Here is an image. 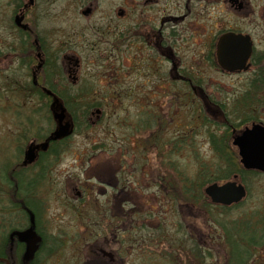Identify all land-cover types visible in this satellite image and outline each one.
<instances>
[{
  "label": "rangeland",
  "instance_id": "1",
  "mask_svg": "<svg viewBox=\"0 0 264 264\" xmlns=\"http://www.w3.org/2000/svg\"><path fill=\"white\" fill-rule=\"evenodd\" d=\"M254 7L255 1L250 0L249 8L254 9ZM227 11L226 9L223 12L227 13ZM237 22L236 19H231V23L236 24ZM182 27L184 28L185 24ZM207 30H210L209 24L198 23L196 25L197 35L194 39H191L190 33L186 30L183 31V36L193 43L191 47H195L196 44L205 40L208 34ZM69 38L70 40H57L56 43H65L66 47L70 43L72 52L77 55L76 58L79 62L71 65L69 75L64 73V70L54 73V89L64 96L71 94L72 97H81V100L76 98L70 100L78 102V105L99 102L96 107L99 112L93 108L83 118L80 111L76 110L75 119L67 115L69 119L66 117V122L74 123L73 134L60 141H55L61 143L53 148V157L48 172L42 173L40 169L38 178H34L35 184L31 179L34 168L30 166L25 167L24 171L20 170L18 165L21 160L19 147L23 140L24 143L20 147V151L30 140H34L36 137L41 138L52 132L55 123L51 112H49V105L42 100L37 101L36 97L39 98L37 92L29 88L31 79L24 70L25 68L14 71L17 66L10 65L11 68L5 78L2 79L0 76V238L4 234V225L13 224L19 219V215L13 207L14 201L10 200L8 195L7 197L3 196L6 191L2 187L7 184L8 176L14 171L18 174L21 182L33 184L32 189L29 188L32 201L34 203L37 201L41 215L46 214L50 218V225L55 229H60L66 236L63 240L67 244L60 251L57 258L60 259L59 262L69 264L72 260L80 259L81 251L77 250L81 244L78 242V228L83 221L93 220L96 215L95 209L106 202L99 194V186H103L109 192L107 198L112 199L113 207L116 208L115 198L109 189L110 174L112 176L115 174L117 182L119 180L123 184H130V197L136 204L135 207H140L144 202V206L140 207L139 212L134 211L136 213L134 214L135 224L141 226L140 222H143L142 209H146V212L150 210L148 212L149 219L143 223L146 226L143 229L144 233L147 234L148 231L151 235L149 242L144 244L145 257L150 261L152 252L157 255L156 251H153L157 242V234H162L164 238L168 239L174 238L171 232L173 230L179 232V228L175 229L177 222L179 225L181 223V228L194 229L193 233L196 236L197 231L195 230L196 226L198 228V221L197 223L191 222L187 218L188 213H185L183 217L182 207L179 203L176 204L175 209H168L167 203L170 196L168 189L179 185L177 175L170 165H185L190 171L195 169V161H192L189 155L186 156V160L183 159L184 156L177 153L179 150L172 146L175 137H182L184 128L193 123L190 118V116L193 117V114H190L188 106L191 103L184 99L189 103L175 104V97L172 95L174 87H171L169 83H161L158 87L157 82L162 73H150V82L146 87L143 86L144 73L132 71L129 68L130 55L125 46L119 47V50L110 54L104 52L106 54L100 55L94 52V56L84 54L86 43L84 38L76 35H69ZM254 38L257 40L259 37L254 35ZM189 41L184 43V47ZM87 42L95 45L96 49H110V44H112V42L103 43L97 40ZM65 52L63 51L62 54ZM183 59L189 60V54H184ZM60 61L61 58L59 63ZM200 70L199 76L208 85L206 89H203V94L207 95L208 99L202 101V94L199 93L200 99L196 105L198 108L204 106L206 113L203 114L209 121L217 124L218 133L225 128L221 125L225 124V120L220 109L218 110L219 107L224 109L227 114L228 125L233 129L232 133L235 137L239 136L252 121L264 123V83L261 88L262 102L257 103L256 92L258 89L254 84L247 83L248 77L246 78L244 74L220 72L216 65L209 68L201 61V58ZM67 76H70L71 79ZM73 76L77 77L75 84H72ZM249 76L254 78V74ZM3 80H6V84L3 83ZM13 80L20 81L21 84L16 83V87L9 86L8 81ZM133 83L136 86L134 92H131L130 88H133ZM147 96L151 97V110L149 108L151 116L147 114ZM104 97L106 99L102 102ZM162 97H166V103ZM157 114H160L161 120L156 116ZM143 118H148L153 123L150 129H140V122ZM212 124L210 127L213 126ZM206 132L207 129L202 128L195 133L194 145L205 159L211 160L210 165H212L216 159L211 155ZM147 134H149L150 140L152 135H155L154 145L158 147L149 153H144L142 149L138 148L136 150L134 146L140 147L142 139L145 140ZM233 150L236 155L234 148ZM188 153L190 154V152ZM18 156L19 158H17ZM106 170L109 171L106 172ZM247 182L250 184L253 195L243 208H251L252 199H256L257 194L261 193L263 197L258 208L264 211V190L259 189L264 184V178H260L259 181ZM79 191L82 193L77 196ZM83 192L91 193L89 200L81 201L86 197ZM145 197H149L148 201L144 200ZM133 201L131 200L132 204ZM147 203L148 206H145ZM107 208L109 206H106L105 209ZM183 211L188 212L186 209ZM237 212L239 210H230V213L233 214ZM21 220L25 221L23 217ZM172 226L174 228L169 230ZM139 229L140 231H136V234L141 236L142 227ZM159 248H154V250L160 252L161 248L160 250ZM136 249L137 247H135ZM142 253L139 250L137 253H133L135 264H143ZM172 253L169 249L166 252L162 251L163 255L160 256L168 255L170 256L169 260L173 261Z\"/></svg>",
  "mask_w": 264,
  "mask_h": 264
},
{
  "label": "flooded vegetation",
  "instance_id": "2",
  "mask_svg": "<svg viewBox=\"0 0 264 264\" xmlns=\"http://www.w3.org/2000/svg\"><path fill=\"white\" fill-rule=\"evenodd\" d=\"M254 1L255 7L250 9V0H0V76L5 78L10 65L17 66L14 71L25 68L31 79L29 88L34 89L39 96L36 97L37 101L42 100L50 106L55 100L64 104L58 92L52 93L53 75L62 72L61 70L69 75L71 65L77 64L79 60L72 52L70 43L66 47L65 43L58 44L56 41L70 40L69 35H76L86 41L84 54L87 55H94V52L100 55L106 54L104 52L110 54L125 46L130 55L129 68L144 73L143 86L146 87L150 82V73H162L157 85L160 87L161 83H169L174 87L172 95L175 97V104L189 103L184 101L186 99L196 105L200 99L199 93L202 94V101L208 99L203 94V89L208 85L199 76L200 58L209 68L216 65L218 40L224 34H231L225 40L227 50L223 53L229 69L223 68L222 71L218 64L216 66L220 72L242 73L248 77L247 83L254 84L258 89L256 101L261 103V88L264 83V0ZM226 9L228 11L224 13ZM232 18L238 22L231 23ZM198 23L209 24L210 30H207L208 34L203 42L191 47L193 43L183 36V31H188L191 39H194ZM254 35L259 38L256 40ZM92 40L112 42L111 48L96 49L95 45L87 42ZM187 41L189 43L184 47ZM63 51L66 52L62 54ZM184 54H189L190 59L184 60ZM232 54L241 57L237 64H231L235 62L232 57L236 56ZM250 74H254V78ZM70 76L67 78L71 79ZM72 80V84H75L77 77L73 76ZM3 83L6 84V80ZM16 83L21 84L17 80L8 81L9 86L16 87ZM135 86L133 83L131 92H134ZM47 90L55 97L48 94ZM162 98L166 103V97ZM105 99L104 97L102 102ZM150 99L148 97L146 104L148 116H151ZM156 116L159 120L162 119L160 114ZM253 124L264 126L261 121H252L245 128H251ZM51 133L30 140L21 151L24 140L20 144L21 160L18 165L22 171L25 167L34 168L31 178L33 184L36 183L34 178H38L40 169L42 173L48 172L56 145V142L48 140ZM180 140L181 136L175 137L176 142ZM141 144L134 148L142 149L145 153L158 147L150 145L149 134L145 140L142 139ZM29 148L33 149L32 162L26 159ZM255 171L260 173L259 170ZM113 176L110 174L112 181L109 180V189L115 198L116 208L113 207L112 199L107 198L109 192L99 186V194L106 202L100 209H95L93 220L83 221L78 228V242L81 244L77 250L81 251L80 259L72 260L69 264H135L134 252L139 250L145 255V248H140V241L149 242L150 235L148 231L145 234L144 230L141 231V236L137 235L136 230L140 227H135L134 219V211L139 212L144 202L140 207H135L136 204L130 197V184H123L119 180L117 182L116 176L114 182ZM235 177L232 176L228 182L236 183ZM32 183L24 184L13 171L7 178V184L2 186L6 191L3 196L8 195L14 201L12 204L19 219L13 224L4 225V234L0 238V264H64L57 258L67 244L63 240L66 236L60 229L50 225V218L46 214L41 215L37 201H32L29 194ZM81 193L79 191L77 196ZM83 194L86 197L81 201L91 197V193ZM145 199L148 201L149 197ZM106 206L109 208L105 209ZM149 211L142 209L143 223L149 219ZM21 217L25 221L22 222ZM145 227L144 224L143 228ZM29 229L38 241L32 258L25 262L23 255L26 245L19 241L16 233ZM142 261L143 264H149L147 257H143Z\"/></svg>",
  "mask_w": 264,
  "mask_h": 264
},
{
  "label": "trees",
  "instance_id": "3",
  "mask_svg": "<svg viewBox=\"0 0 264 264\" xmlns=\"http://www.w3.org/2000/svg\"><path fill=\"white\" fill-rule=\"evenodd\" d=\"M51 90L52 93H57L53 87ZM59 96L63 98L64 108L69 116L74 119L76 110H79L82 117L85 118L91 109L98 107V104L78 105V102L70 101L75 100V98L81 100V97L78 98L79 96L72 97L71 94L69 96L59 94ZM188 106L190 114H193V117L189 115L193 123L184 128L181 140L174 141L172 146L179 150L177 153L184 156L183 159L186 160V156L189 155L192 161H195V169L190 171L185 165H170L177 175L179 185L168 189L170 196L167 203L168 209H175L174 207L179 203L182 207V216L184 217L185 213H188L187 218L191 222L197 223L198 221V228L196 226L195 231L197 232L194 236V229L181 228V223L179 225L177 222L175 229L179 228V232L177 230L171 232L174 238L168 239L164 238L162 234H157V242L154 248L160 247L161 251L153 248L157 255L152 252L151 264H195V262L196 264H264V211L258 208L263 197L260 191V195L257 194L258 197L252 199L251 208H243L253 195L247 181H259L260 178H264V174L241 168L230 145L234 134L231 126L228 125L227 114L224 109L218 108L225 120V124H221L225 128L218 133L217 124L209 121L203 114L206 113L204 106L199 108L193 104ZM211 123H213L212 127H210ZM152 125L153 123L148 118H143L140 122V129L147 130ZM202 128L207 129L208 145L211 149V155L216 159L212 165H210L211 160L205 159L204 155L194 145L195 133ZM154 139L155 135L153 134L150 140L151 146L155 143ZM59 143H55V146ZM181 167L182 170H180ZM234 175H237L240 182L245 186L246 198L241 203L228 207L214 204L205 195V188L215 183L225 182ZM259 189L264 190V184ZM185 209L188 212L183 211ZM230 210H239V212L233 214L230 213ZM140 223L141 226L135 224V227H142L143 230L144 224L143 222ZM173 228L174 226L169 230ZM136 231H140V229L138 228ZM144 244V240L143 242L140 241V246L145 247ZM169 249L173 252V261L169 260L170 256L168 255L160 256L163 255L162 251L166 252ZM143 256L145 257V255Z\"/></svg>",
  "mask_w": 264,
  "mask_h": 264
},
{
  "label": "water",
  "instance_id": "4",
  "mask_svg": "<svg viewBox=\"0 0 264 264\" xmlns=\"http://www.w3.org/2000/svg\"><path fill=\"white\" fill-rule=\"evenodd\" d=\"M230 35L231 34H227L219 38L217 44L216 58L220 67L224 69H229L228 62L226 57L223 56V53L227 50L224 46L225 40ZM232 58L235 62L231 64H237L241 59L238 54ZM50 110L52 112L53 120L56 123V128L50 134L48 140L57 141L70 136L73 132V128L71 123L66 122L67 115L63 106L55 100L54 103L51 104ZM42 146L44 147L45 145ZM232 146L237 149L240 163L245 170H259L264 173V126L253 124L251 128H245L239 136L233 138ZM26 159L29 162L33 161L34 157L32 148L28 149ZM204 192L213 203L222 205L238 203L246 195L244 187L235 182H227L221 186L212 184L206 187ZM16 235L18 236L19 241L26 245L23 259L27 262L32 258V255L36 250L38 239L34 237V233L31 229L22 233H16Z\"/></svg>",
  "mask_w": 264,
  "mask_h": 264
},
{
  "label": "bare ground",
  "instance_id": "5",
  "mask_svg": "<svg viewBox=\"0 0 264 264\" xmlns=\"http://www.w3.org/2000/svg\"><path fill=\"white\" fill-rule=\"evenodd\" d=\"M207 140H208V137H207ZM179 163V162H178Z\"/></svg>",
  "mask_w": 264,
  "mask_h": 264
}]
</instances>
